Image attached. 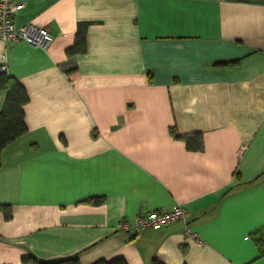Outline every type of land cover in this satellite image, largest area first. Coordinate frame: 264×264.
Returning <instances> with one entry per match:
<instances>
[{
    "label": "crops",
    "instance_id": "0c3cea01",
    "mask_svg": "<svg viewBox=\"0 0 264 264\" xmlns=\"http://www.w3.org/2000/svg\"><path fill=\"white\" fill-rule=\"evenodd\" d=\"M12 1L53 41L0 38L29 94L28 129L1 153L0 264H264V0ZM178 204L187 221L118 228Z\"/></svg>",
    "mask_w": 264,
    "mask_h": 264
},
{
    "label": "trees",
    "instance_id": "16d2710c",
    "mask_svg": "<svg viewBox=\"0 0 264 264\" xmlns=\"http://www.w3.org/2000/svg\"><path fill=\"white\" fill-rule=\"evenodd\" d=\"M86 49V37L78 31L75 37V41L72 46L67 48L68 54H76L85 51ZM229 62V61H224ZM0 90L6 91V98L2 109L0 110V165H1V153L3 149L13 140L22 136L27 131V124L25 121L24 105L29 100V94L25 86L14 76L10 75L5 69H0ZM172 133L182 138L186 142V146L192 150H200L204 146V138L201 131L179 134L174 129ZM98 202L101 198H96ZM0 210H4L6 217H10L11 207L10 205L0 204ZM256 242L260 255H264V227L257 230L252 235ZM26 260L36 261L39 264H81L79 261V255L74 254L66 257H60L51 260H43L29 255ZM91 264H128L124 257L118 256L113 259H99ZM155 264H163L156 262ZM252 264V263H248Z\"/></svg>",
    "mask_w": 264,
    "mask_h": 264
},
{
    "label": "built area",
    "instance_id": "2783aa9c",
    "mask_svg": "<svg viewBox=\"0 0 264 264\" xmlns=\"http://www.w3.org/2000/svg\"><path fill=\"white\" fill-rule=\"evenodd\" d=\"M16 5L12 0H0V38L10 43L26 40L33 45L48 48L53 37L46 27H39L33 24L18 25L14 20ZM0 69L5 67L0 66ZM188 213L180 204L169 210L154 209L147 214H138L132 220L123 219L118 223V228L139 232L152 227L166 226L178 219L187 221ZM186 233L198 236L196 232H191L189 227Z\"/></svg>",
    "mask_w": 264,
    "mask_h": 264
}]
</instances>
